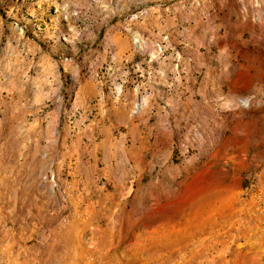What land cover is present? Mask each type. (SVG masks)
Segmentation results:
<instances>
[{
	"label": "rangeland",
	"instance_id": "rangeland-1",
	"mask_svg": "<svg viewBox=\"0 0 264 264\" xmlns=\"http://www.w3.org/2000/svg\"><path fill=\"white\" fill-rule=\"evenodd\" d=\"M0 264H264V0H0Z\"/></svg>",
	"mask_w": 264,
	"mask_h": 264
},
{
	"label": "bare ground",
	"instance_id": "bare-ground-1",
	"mask_svg": "<svg viewBox=\"0 0 264 264\" xmlns=\"http://www.w3.org/2000/svg\"><path fill=\"white\" fill-rule=\"evenodd\" d=\"M245 101H247V100H245ZM249 103L248 102H246V107H249ZM245 162L244 163H246L247 164V162H246V160H244ZM208 175V174H207ZM210 178V177H209ZM207 178H206V176H204V175H202L201 173L200 174H197L196 176H195V178H194V180L191 182V186H193V187H197V186H200V185H202V184H204V182H205V180H206ZM210 180V179H209ZM208 183V182H207Z\"/></svg>",
	"mask_w": 264,
	"mask_h": 264
}]
</instances>
